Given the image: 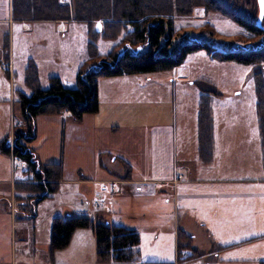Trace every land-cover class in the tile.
I'll return each mask as SVG.
<instances>
[{
	"label": "rangeland",
	"instance_id": "rangeland-1",
	"mask_svg": "<svg viewBox=\"0 0 264 264\" xmlns=\"http://www.w3.org/2000/svg\"><path fill=\"white\" fill-rule=\"evenodd\" d=\"M59 1L65 4L69 3V0ZM163 18L167 19V17ZM170 18L173 38L189 33L192 38L208 42L221 51L238 48V45L253 43L261 39L257 35L250 36L231 19L216 12L205 11L202 6L193 7L190 14H174ZM70 22L72 23L66 24L68 29L65 33L57 31L53 24H46V22L44 24H32L30 30L22 29V24L17 22L12 24V30H9L8 25H0L1 134L5 131L6 135L10 136L13 134L12 131L20 130L23 132L27 127L22 121L12 128L8 109L11 108L14 120H17L19 108L15 102V93L18 91L17 89H21L27 94L30 91L24 83V71L27 63L31 61L29 58H36L42 64L39 67L40 75L37 69V79L39 75L42 89L48 85L49 78L56 76V74L63 75L65 79L73 81L81 64L87 63L82 66L81 69H83L88 65L95 64L100 59H106L109 51L117 50L124 44V34L126 31H130V26H127L125 31H120L114 40L103 39L99 36L91 39L86 24L71 20ZM92 28L95 32L100 33L102 29L100 21L93 23ZM4 35L7 36L8 41V48L5 51H7L12 63V76L10 78L7 76L3 63L2 39ZM10 39L12 40L11 47ZM89 42L95 47L97 53L94 60H89L88 57L87 46ZM62 63H64L63 70L60 66ZM256 71H261L264 75V63L242 64L231 60L218 61L201 49L187 54L180 68L174 67L164 71L122 76L123 79L128 80L116 87L127 89L142 85L145 87V92L151 91L149 102L145 101L147 110L151 113V123L159 122V120L160 122H168L176 130L178 143L184 145L185 141L187 144L184 149L181 145L178 146V152L181 154L179 159L184 153L193 155V151L196 150L194 143L198 99L202 93L209 94L212 131L215 139L218 140V144L220 142L224 144L221 149L224 154V161L220 163V166L223 164L220 177L237 179V181L224 184L222 195H220L221 191L217 189L212 192L210 201L215 208L213 225L210 226L211 231H208L211 240L204 239L205 234L195 229L196 248L200 253L214 251V258L216 256L222 260L238 258L248 260L249 263L259 258L258 255L264 247L262 244L264 240H250L264 230V226L261 224L264 215L256 209V205L264 204V172L260 162V146H258L259 136L255 116L253 83V73ZM101 111H103V106ZM63 112L60 113L63 114ZM57 114L59 113L55 115L41 114L33 119L30 127L34 138L27 142V146L37 154L39 160H50L51 158V161L54 160L53 163H58L60 179L66 180L92 175L94 166L90 151L95 154V149H101L103 146L101 143L90 142L89 140L88 133L92 122L90 115L92 114H84L82 120L80 119L81 123L70 114L60 117H57ZM130 132L135 135L134 140L137 145L131 143L123 146L116 135L115 142L116 136L110 139L112 140L109 142L111 143V150L120 152L123 149L131 151V148L133 150L139 148L142 140L141 135H143L142 128H128L119 131L118 134L123 136ZM183 132L186 133L185 138L180 137ZM230 132L232 134L228 136ZM190 134L193 135L192 141ZM2 138L4 140V137ZM6 139L10 141V137ZM236 140H239L240 143L236 144ZM217 150L218 148L216 154ZM137 153L138 150L135 154ZM219 155L222 156L220 151ZM102 156H104L103 153ZM17 160L18 162L14 164V172L10 170L9 165L7 170L5 172L3 170L2 173L12 179H22L23 182L31 180L32 173H28V170V176L22 177L21 169H24V164L19 159ZM217 168L215 167V171ZM134 170L137 173L142 172L140 167L134 166ZM214 176L218 177L219 175L215 173ZM183 177L185 178V176ZM23 182L22 185H26ZM31 182L35 181L31 180ZM9 186L0 183V208L8 207L7 197L9 199V195L7 190ZM219 186L215 184V187ZM22 188V192L40 194V192L26 191L28 190L26 187ZM48 195L49 197L40 201H37L34 195L25 200L21 199L24 202L22 207L27 214L26 216H23L24 214L19 215L25 225L21 228V234L28 239L24 238L22 246L15 248L14 256L11 253V246L8 243L3 245L0 248V264H71L67 261L77 252H81L86 257L85 263L81 264H140L141 260H150L151 258H154L151 260H155L159 256L167 262H173V264H205L210 260L197 257L188 261L193 255L191 249H180L177 255L176 253L172 255L173 248L170 237L164 235L161 241L159 240L161 235H159V239L154 242L147 233L141 235L140 242L135 248L139 250L136 261L138 263L135 261L127 263L97 262L95 260L94 237L90 228H77L78 231H81L83 247H74L72 244L67 250L61 249L50 252L49 237L53 218L64 216L66 210H73L72 203L78 197L85 196L86 193L78 189L74 192L67 184L61 183L59 188L57 186L56 191ZM219 203L224 204V212L217 208ZM86 217L98 219L91 210L87 211ZM158 241L161 242L158 243ZM73 248H75V252L72 250ZM76 264H79L78 260Z\"/></svg>",
	"mask_w": 264,
	"mask_h": 264
},
{
	"label": "trees",
	"instance_id": "trees-1",
	"mask_svg": "<svg viewBox=\"0 0 264 264\" xmlns=\"http://www.w3.org/2000/svg\"><path fill=\"white\" fill-rule=\"evenodd\" d=\"M195 6L219 13L242 27L250 36L257 35L261 39L221 51L208 42L192 38L189 33L173 38L170 17L174 14H190ZM10 15L13 22L19 23L60 20L84 23L91 39L99 36L114 40L120 31H125L127 26H130V31L124 34V44L117 50L109 51L106 59H100L83 69L82 66L87 63L78 67L74 87L62 85L60 80L53 76L49 78L47 88L42 89L38 83L36 66L31 61L27 63L24 83L30 89V94L25 95L19 91L15 93V102L27 127L23 132L13 131L11 146L8 139L2 140L0 151L6 154L11 152L14 157L25 163L28 172L32 173L31 180L35 182L25 183L23 186L28 189L26 191L40 192L42 197L56 191L60 166L58 163H41L37 160L27 146V142L34 138L30 125L33 119L41 114L66 111L74 119L80 120L84 114L96 112L98 78L169 70L180 65L187 54L201 49L218 61L264 63V32L254 24L257 17L255 0H69L68 4L59 0H10ZM96 21L101 23L100 33L92 28ZM261 24L264 26V14ZM87 47L89 60H94L97 56L95 47L90 42ZM3 48V59L7 61L6 35L3 37ZM253 83L261 166L264 172V75L261 71L253 73ZM209 97L207 93L200 94L196 120L197 153L203 164H208L212 155ZM77 228H90L94 237L97 262L136 261L137 252L134 248L139 244V235L135 230L86 216L54 217L49 249L53 251L64 248ZM180 249H190V237L179 230L177 254ZM144 264L168 263L147 261ZM258 264H264V260Z\"/></svg>",
	"mask_w": 264,
	"mask_h": 264
},
{
	"label": "crops",
	"instance_id": "crops-1",
	"mask_svg": "<svg viewBox=\"0 0 264 264\" xmlns=\"http://www.w3.org/2000/svg\"><path fill=\"white\" fill-rule=\"evenodd\" d=\"M45 22L46 24H53L55 29L61 33L67 31L68 26L66 24L72 23L70 21L60 20L56 22H22L21 24L22 29L30 30L32 24H44ZM13 23L15 22L11 20L10 0H0V25H8L9 30H12ZM11 44L12 40L10 39V47ZM29 60H31L36 66L38 74L40 75L39 67L42 64H40L36 58H29ZM3 63L7 67H4V69L8 74V78H10L12 76V63L9 57L8 60L3 61ZM60 66L63 70L64 63ZM180 66L181 64L176 66V68H180ZM39 75L38 81L40 80ZM132 75L100 77L97 79L98 107L96 112L88 113L92 114L90 115V117H92V122L88 135L90 142L101 143L104 147L102 146V148L98 150L95 149V154L90 151L91 157H93L92 162L94 166L92 175L87 177L78 176L66 180L59 178L57 181L58 188L61 183H64L74 192L78 189L86 193L85 196L78 197L72 203L74 207L72 208L73 210H66L62 217L86 216L87 211L91 210L95 213V216L104 223L135 230L139 235V242L142 234L148 233L154 242L159 239V235H161V238L159 239L161 241L162 237L167 235L171 238V246L173 248L172 255H175V253L177 254V232L180 230L190 237V249L193 252L192 254L194 257L192 256L188 261L200 257L203 259H210L209 262L205 261V264H258L259 261L264 260V247H262L263 250H261L258 255L259 258L253 260L252 263H249L248 260H241L238 258L231 260H222L216 258L217 256L214 258V251L198 252V248H196L197 238H194L196 237V233L194 232L195 229H198V231L200 230L201 233L205 234L203 237L204 239H207L208 241L211 240L208 231H211L210 226L213 225V211L215 208L210 201L211 195L213 194L212 192L217 189L221 191L220 195H222L224 184L237 181V179L220 177V170L223 166V164L220 166V163L224 161V154L221 149L224 144L223 142L218 144V140L215 139L212 131L211 160L208 164H203L197 154L196 130L194 143L196 144V150L193 151V155L184 153L179 159L181 154L178 152V146L181 145L184 149V147H187V144L185 141L184 145L178 143L176 130L173 125L168 122H160L159 120V122L151 123V113L147 110V106L145 105V101L149 102L151 91L148 90L145 92V87L142 85H137L136 87L133 86L127 89L121 87L116 88L119 84L128 80L123 79L122 76ZM56 77L60 80L61 84L66 87H74L75 85V80H67L60 74H56ZM47 86L45 88H47ZM42 87L43 86H41V88ZM17 90L25 93L21 89ZM29 94L30 91L27 95ZM12 99L13 97L11 94V100ZM102 106L103 111H101ZM8 110L10 114V126L12 125L13 128L15 124L22 122L20 110L19 118L17 120H14L11 108ZM51 114L55 115L56 113ZM65 114L69 113L64 111L63 114H57V117L64 116ZM134 127L138 129L142 128L143 135H141V146H138L139 148L137 149L134 148V150L131 148V151L123 149L120 152H115L111 150V143L109 142H112L110 139L116 135L123 146L131 143L137 145L134 140L135 135L132 132L123 136H121L120 133L118 134L119 131L128 128L134 129ZM231 134L232 133L230 132L228 136ZM11 136L13 137V135H6L5 131H3L2 134L0 132V140H3L2 137H4V139L10 137V146L13 143V138H11ZM117 136L114 139V142L116 141ZM185 136V132L180 135L182 138H185ZM192 136L193 135L190 134L191 141ZM235 143L239 144L240 141L236 140ZM217 148L218 150L216 154ZM136 150H138L137 154H135ZM219 151L222 153V156L219 155ZM1 153L0 183H5L10 186L7 190L9 195V199L7 197L8 207L0 208V248L8 243L11 246V253L14 256L15 248L22 246L21 244L23 243L24 238L28 239V237L21 234V228L25 227V225L19 215H27L22 207L24 206V202H22L21 199L25 200L34 195L35 199L40 201L49 197V195L47 194L45 197H42L41 193L34 194L30 192H22L21 188L24 187L22 185V179H12L7 177L5 173H2L3 170L4 172L7 170V166L9 165L10 170L14 172V164L18 162V158L14 157L12 153ZM102 153L104 156H102ZM35 156L41 163H49L51 161V158L50 160H39L37 154H35ZM217 161H219V163H217ZM22 163L24 164V169H21L23 174L22 177L28 176L29 172L27 173V167L24 162ZM134 166L140 167L142 172L137 173L134 170ZM215 167H218L216 171ZM215 173L219 176L215 177ZM183 176H185V178ZM109 181L119 182L117 190L113 193H109L107 189ZM173 181L174 183H172ZM238 181H241V179H238ZM24 183H31V180H26L23 184ZM215 184L220 186L215 187ZM103 187L104 194L102 197V207L100 210H94L92 208L93 195L97 190H100ZM217 208L223 212L225 210L223 203H219ZM256 209L264 215V204L256 205ZM16 213L18 216L17 218ZM261 224L264 226V219L261 220ZM78 230L79 229H76L72 232L68 244L62 248V250H67L72 244L74 247H83L81 231ZM255 239L264 240V230L250 240ZM161 241H158V243ZM59 250H53L52 252ZM72 250L75 252V248ZM49 251L51 252L50 249ZM134 251L137 252L138 256L139 250L134 248ZM85 258V255H82L81 252H77V254L72 256L67 262L76 264V261L78 260V263L81 264L85 263ZM151 259L141 260L140 264H144L147 261L173 264V262L163 260L164 258H160V256L155 260ZM137 260L138 257L136 258V261Z\"/></svg>",
	"mask_w": 264,
	"mask_h": 264
},
{
	"label": "built area",
	"instance_id": "built-area-1",
	"mask_svg": "<svg viewBox=\"0 0 264 264\" xmlns=\"http://www.w3.org/2000/svg\"><path fill=\"white\" fill-rule=\"evenodd\" d=\"M177 178H178V176H177ZM118 183L119 182H117V181H109L108 182V188L107 189H108L109 193H113L117 190ZM103 194H104V187L101 188L100 190H97L94 193L93 201H92V207L94 210H100L101 209L102 204H103V201H102Z\"/></svg>",
	"mask_w": 264,
	"mask_h": 264
},
{
	"label": "water",
	"instance_id": "water-1",
	"mask_svg": "<svg viewBox=\"0 0 264 264\" xmlns=\"http://www.w3.org/2000/svg\"><path fill=\"white\" fill-rule=\"evenodd\" d=\"M257 4V17L254 22L255 26L262 32H264V26L261 24L262 17L264 14V3L263 0H255Z\"/></svg>",
	"mask_w": 264,
	"mask_h": 264
}]
</instances>
